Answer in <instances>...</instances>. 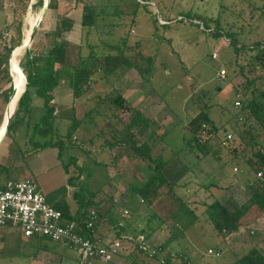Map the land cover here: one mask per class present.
<instances>
[{"label":"rangeland","instance_id":"1","mask_svg":"<svg viewBox=\"0 0 264 264\" xmlns=\"http://www.w3.org/2000/svg\"><path fill=\"white\" fill-rule=\"evenodd\" d=\"M33 1L35 0H30L25 11H21L20 7L16 6L13 12L11 7L16 0H0V54L5 50V45L10 43L11 38L16 37V25L19 19L22 20L23 36L26 29H30L35 22L39 12L32 8ZM136 1L128 0L125 4L130 9V5L133 6ZM148 2L139 5L138 15L135 16L132 24V15L126 11L122 14L118 12V15L106 13V10L110 9L109 1L95 3L105 5L99 21L107 24L99 26V31L91 29L86 32L87 29L81 27L77 17L76 29H72L73 40L77 42L68 44L71 57H75L78 45L81 46V53L84 55L92 50L118 52L117 47L111 46L119 44L118 47H123L120 43L122 37L126 35L127 46L124 52L138 64L142 73L135 66L120 68L106 74L105 80L99 82L100 84L91 82L90 89H97L102 95L105 92L114 94L116 91L125 92L124 89H129L127 93L131 97L133 92L136 94L137 90L141 91L139 96L141 103L137 104L140 106L138 108L158 123L155 135L151 139V142L155 143L156 151L161 147L169 151L170 147L172 149V146L176 148L180 145L183 142L181 134L184 132L182 124L205 104L209 105L210 117L220 126L217 135L223 137L225 133L230 132L232 137L228 142L231 144L235 136L231 115L235 112L240 113L239 107L234 106L235 100L239 99L236 89L240 88L246 77L260 74L263 70L258 65L245 63L249 57V52L246 51L239 55L238 61L245 63L243 72L239 71L238 65L233 62L234 50L226 37L209 34L203 29L202 24L196 23L197 20L192 22L186 17L180 21L178 18L180 12L185 13L190 10L203 18L214 17L219 13L222 23L233 25L239 31L241 40L250 44L256 39H264V15L259 14L258 9L254 8L261 4V0H149ZM65 3H67L66 9L67 6H74L73 0H65ZM118 4L122 5V3ZM74 7L75 14H79L80 5ZM251 12L254 13L253 17L250 16ZM57 13L54 8H45L36 25L35 37L29 43L36 46L35 50L46 48L53 40L51 31L57 21ZM24 47L17 55V61ZM213 51L217 53L215 58L211 57ZM221 67L226 71L224 77H218ZM14 68L11 77L15 78L13 83L17 86L18 67L14 66ZM257 84L260 85V80ZM8 85L9 82L0 79V88ZM59 88L66 90L69 88V95H60L62 91L59 92ZM53 94L57 111V133L54 134V138L63 137L72 116L75 115L81 120L72 139L65 137L61 141V149L57 145L36 148L28 140L25 131L26 121H23L16 124L13 134L4 133L0 141V152L2 149H7L8 158L2 159L4 161L2 163L12 165L10 168L13 169L24 168L27 177L34 179L51 204L55 201L66 202L70 213L74 215L81 210L84 198L94 191L91 197L97 205L89 207V210L98 207L102 212L113 205L114 214L126 219L130 226V230L124 233L126 236H119L122 240L121 248L114 260L126 262L128 261L126 255L129 254L143 259L146 263L154 264L155 261L150 255H145L138 248H134L135 241L132 240L131 234L134 231L137 233L139 228L146 227L149 236L144 241L153 251L156 245L171 236L173 230L176 231L178 228L176 222L171 219H167L163 224L158 223V219L151 217L143 202L133 201L128 205L123 204L127 201L125 199L129 192V183L136 179H144L148 174L146 161L136 157L130 148L125 151L118 146L110 148L106 142L107 139L113 138V134L123 130L121 125L129 119L130 112L116 109L107 100L103 98L100 100L98 96L91 99L90 91L85 93L88 97L84 94L75 97L74 108H70L73 95L68 83L57 87ZM239 95L242 97L241 93ZM33 96L30 119L38 116L43 101L41 96L35 93ZM5 110L6 104L0 98V114L4 116ZM160 135L163 138H160ZM36 139L42 140L43 137L37 135ZM260 139L264 143V135H261ZM204 142L210 146V149H217L224 154L225 150L219 149L211 136ZM233 143L237 144L238 149L243 147V143L236 138ZM244 152L248 155L250 150L245 149ZM18 154L19 161L14 159ZM200 166L204 172L200 171L199 176L215 171L209 176V181L213 184L209 186L210 188L196 182L198 178L194 173L183 177L179 185L174 188L191 207H196L197 212L203 209V200H211L209 193H214L231 206L234 203H241L247 197L244 182L251 174L247 173L244 163L242 165L230 163L220 168L218 160L208 155L206 161L199 162L195 169ZM4 179L5 174L2 172L0 182ZM124 209L127 210L126 213ZM261 216L264 218V213ZM110 226V223L105 222L102 227V235L105 238L115 236L114 228ZM5 230V233H0V264H77L79 262V254L74 247L45 236L24 238L20 234L19 227H9ZM248 232L245 229L236 239L230 237V244L215 232L210 222L197 221L183 234L173 238L171 246L175 251L186 252L197 264H229L235 256L244 253L250 247ZM138 234L141 238L142 235ZM209 247L214 250L219 248L220 253L208 252ZM90 263L103 264L98 260H92Z\"/></svg>","mask_w":264,"mask_h":264},{"label":"trees","instance_id":"2","mask_svg":"<svg viewBox=\"0 0 264 264\" xmlns=\"http://www.w3.org/2000/svg\"><path fill=\"white\" fill-rule=\"evenodd\" d=\"M45 1L46 8H58V0H35L31 3V6L38 12ZM148 1L137 0L133 6L130 5V9L126 10L132 15L131 24L134 22L135 16L138 15L139 5L149 3ZM28 3H30V0H16L11 9L15 12L16 6H19L21 11H25ZM77 5H80L81 8L79 22L82 28L87 29L86 32L91 29L99 31V26L107 24V22L99 21V17L103 15L101 11L105 9V5L95 4L92 0H75L74 6ZM254 8L258 9L259 14L264 15V0H261V4ZM182 12H180L181 15L178 20L183 21L186 17L192 22L197 20L196 23L202 24L203 29L209 34L217 37L223 36L228 39L230 47L234 50L233 62L238 65L239 71L243 72L244 64L248 63L260 66L263 72L249 78L246 77L240 88H238L239 90L236 89V93L242 94V103L239 107L240 113L235 112L231 115L233 119L232 130L235 134L231 144L226 139V133L223 137L217 135L220 126L210 117L209 105L205 104L187 122L182 124L184 132L181 134L183 142L180 145L176 148L172 146V149L170 147L169 151H165V148L162 147L156 151L154 149L155 143L151 142L158 126L156 120L146 116L140 108L127 104L120 91L103 97L114 108L130 112L129 119L121 125L123 130L121 132L115 131L119 132L115 135L112 133L113 138L106 140L107 145L110 148L118 146L123 151L130 148L136 157L146 161L148 169V174L144 179H136V181L129 183V192L125 199L127 201H124L123 204L128 205L133 201L143 202L151 213V217L158 219V223L163 224L167 219H171L176 222L178 228L176 231L173 230L171 236L156 245L153 251L148 248L144 241L149 236L146 227L139 228L137 233L134 231L131 234L132 240L135 241L134 248H138L145 255H150L155 261L154 264H197L186 252L175 251L171 246L173 238L183 234L189 226L197 221L206 220L210 222L215 232L224 239L228 234L238 231L240 227L249 231L250 223L256 221L264 213V143L260 139V136L264 135V39H256L252 43L246 44L241 40L239 31L233 25L222 23L219 13L214 17L203 18L198 16L196 12H191V10L185 13ZM253 15L254 13L251 12L250 16L253 17ZM164 19L170 20V18ZM75 21L76 19L73 16L58 12L55 28L51 31L53 40L49 43L47 49L35 50V45L28 44L24 47L22 56L20 55L18 59V86L23 89V75L26 84L17 98L6 132L13 134L16 124L26 121L25 130L27 131L28 140L36 148L57 145L61 149V141L65 137L71 140L80 125L81 119L73 115L63 137L54 138V134L57 133V111L53 100V90L60 84L62 79L67 80L73 96L80 97L90 90L89 85L91 82H98L106 74L115 72L117 69L135 66L142 73L138 64L124 52L127 46L126 35L122 37L120 43L123 47H118L119 44L111 46L117 47L118 52L92 50L84 55L81 53V46L78 45L75 57L72 58L68 51L70 42L65 38V34L72 30ZM21 26L22 20L19 19L16 25V37L11 38L10 43L5 45V50L0 54V79L9 82L8 86L0 88V98L5 104L8 103L13 90L12 77L9 72V56L14 49L11 57V65L13 66L23 39ZM29 32L30 29L27 28V38ZM246 51L249 52V57L245 63L238 61L239 55ZM57 63L58 65H56ZM258 80H260V85L257 84ZM33 93L41 96L43 103L38 116L30 119ZM15 97L16 94L9 101L8 107L14 103ZM240 114L242 115L241 121L239 119ZM2 119L3 114L1 113L0 125ZM37 135L42 136L43 139H36ZM209 136L214 139L219 149L225 150L224 154H221L217 149H210V146L204 142ZM160 138H163V136L160 135ZM235 138L243 143L242 148L238 149L237 144L233 143ZM224 141L226 142L224 143ZM245 149L250 150L248 155L245 154ZM121 151L120 153H122ZM208 155L218 160L220 168L226 167L230 163L240 165L244 163L247 173L251 175L244 182L247 197L241 203H234L231 206L223 202L214 193H209L211 200H203L204 207L197 212L196 207H191L186 199L175 192V186L179 185V181L190 173H194L195 177L198 178L196 182L202 183L201 185L206 188L213 185L209 181V176L215 171L206 172L204 175L199 176L200 171L204 172L202 166L195 169L199 162L206 161ZM19 158L18 156L14 159L18 160ZM10 167L12 165L9 166L0 162V173L4 172L5 174V179L0 182V186L8 178L16 179L13 177V171L17 168ZM214 170H216V167ZM94 193V191H91V194L84 198V204L76 215L70 213L69 205L66 202L55 201L52 202V205L60 209L64 217L75 220L80 226L78 230L81 233L93 239H98L102 243H108L113 238H119L122 235L126 236L124 233L130 230V226H128L126 219L114 214L113 205L108 206L102 212L99 211L98 207L94 210L88 209L97 205V202L91 197ZM132 212L134 211L132 210ZM87 221H92V227L85 226ZM105 222L110 223V227L114 228L115 236L105 238L102 235V227ZM138 233L142 235V238H139ZM248 233L252 234L251 231ZM211 249L213 250L212 253H220L219 248L216 250ZM126 256L128 258L126 262L114 260L103 262V264H151L146 263L139 257L130 256L129 254ZM77 264H80V262ZM84 264L92 263L85 262ZM229 264H264V250L251 246L244 253L235 256Z\"/></svg>","mask_w":264,"mask_h":264},{"label":"built area","instance_id":"3","mask_svg":"<svg viewBox=\"0 0 264 264\" xmlns=\"http://www.w3.org/2000/svg\"><path fill=\"white\" fill-rule=\"evenodd\" d=\"M216 56L217 53L213 51L211 57ZM225 73V68L221 67L218 77H224ZM239 94L236 93L239 98L234 102L236 107H240L242 103ZM239 119H242V115H239ZM231 137V133L227 132L226 139ZM124 212L127 210L124 209ZM7 225L19 227L24 237L45 236L74 247L79 254L80 264L92 260L112 262L122 243L118 237L102 243L81 233L78 230L79 224L64 217L61 210L47 200L44 192L30 177L8 178L0 186V227ZM85 226L92 227V221H87ZM208 252L212 253L213 250L208 248Z\"/></svg>","mask_w":264,"mask_h":264},{"label":"crops","instance_id":"4","mask_svg":"<svg viewBox=\"0 0 264 264\" xmlns=\"http://www.w3.org/2000/svg\"><path fill=\"white\" fill-rule=\"evenodd\" d=\"M93 1V3H100V1H104V0H92ZM107 1H109V4L110 5H108L109 7H110V9H108V10H106V13H111V14H117L118 15V12L119 13H124V11H126L128 8H127V6H126V4L125 3H127L128 2V0H106V2ZM73 4L72 5H74L75 4V0H73ZM118 3H122V5L120 6ZM66 5H67V3H65V0H59V5H58V8L56 9L57 10V12H60V13H66L67 15H69V16H73L75 19H77V17H79L80 18V16H81V11H80V13L79 14H75V7L73 6V7H69V6H67V8L68 9H66ZM76 8H77V6H76ZM39 12V11H38ZM102 13H104V10L103 11H101ZM44 13V12H43ZM75 23H76V21L74 22V25H73V28H75L76 29V27H75ZM53 28H55V25L53 26ZM72 28V29H73ZM54 30V29H53ZM73 31L74 30H71V31H69L68 33H66L65 34V38L67 39V40H69V42L71 43H73V42H77V40H73ZM75 35V34H74ZM78 43H79V41H78ZM80 44V43H79ZM46 49H47V47H46ZM46 49H44V50H46ZM56 65H58V63L56 64ZM105 80V77H103L102 79H100L98 82H96L97 84H100L101 83V81L103 82ZM12 82H13V80H12ZM100 82V83H99ZM68 82H67V80L66 79H62L61 80V82H60V84L59 85H57L55 88H54V90L57 88V87H61V86H63V85H65V84H67ZM69 85V84H68ZM17 86H18V84H17ZM19 87V86H18ZM70 87V86H69ZM60 90H59V92L60 91H62L61 93H60V95L62 94V96H64V95H69V88H67V90L66 89H64V88H59ZM70 89H71V87H70ZM53 90V91H54ZM91 92V99H95V98H97V96L99 97V99L100 100H102V98L105 96V95H107V93L105 92V94H101V92L100 91H97V89H95L94 90V88H91L90 90H88L87 92ZM124 91L125 92H122V91H120L121 92V94L124 96V98H125V100L126 101H128L127 102V104H132V105H135L136 107H140L139 105H140V103H141V98L139 97L140 96V93H141V91L139 92V90H137V92H136V94L133 92L131 95H132V97H134V98H132L127 92L128 91H130L129 89H124ZM135 91V90H134ZM71 92H72V90H71ZM109 94V93H108ZM34 95V93L32 94V99H31V109H32V100H33V96ZM73 95V94H72ZM85 96H87L88 94H84ZM136 95V96H135ZM88 97V96H87ZM104 99V98H103ZM54 100V99H53ZM75 97L73 96L72 97V99H71V105L69 106L70 108H74V103H75ZM42 103H43V101H42ZM42 103L40 104V108H41V106H42ZM137 104H139V105H137ZM6 106H7V104H6ZM8 109V108H7ZM6 111V110H5ZM26 131V130H25ZM8 150L7 149H2L1 150V152H0V162H4L3 160L5 159V158H8L7 157V155H8V152H7ZM2 156H4V157H2ZM18 156L20 157V155L18 154ZM15 158H18L17 156H15ZM3 159V160H2ZM2 160V161H1ZM16 160V159H15ZM18 161H19V159H18ZM14 163V162H13ZM17 164V163H16ZM28 175L26 174V171H25V169L24 168H17V169H15L14 171H13V177H15V178H19V177H27ZM3 181V180H2ZM262 220H264V218L260 215L258 218H257V220L256 221H254V222H252V223H250V225H249V231H251V230H253L251 233L252 234H250V241H251V245H250V247L251 246H256L257 248H260V249H262V250H264V221H262ZM9 227H15V226H10V225H7V226H3V227H0V233H5V229L7 228V229H9ZM251 229V230H250ZM244 228H239V230L238 231H236V232H233V233H230V234H228L224 239L227 241V242H231V240L229 239L230 237H231V239L233 238V237H235V239H236V237L240 234V233H242V232H244ZM9 231V230H8ZM7 234H8V232H6ZM20 234H21V232H20ZM244 234V233H243ZM21 236H22V234H21ZM22 237H24V236H22ZM25 238V237H24ZM10 241H12L11 239H10ZM231 244V243H230ZM249 247V248H250Z\"/></svg>","mask_w":264,"mask_h":264},{"label":"water","instance_id":"5","mask_svg":"<svg viewBox=\"0 0 264 264\" xmlns=\"http://www.w3.org/2000/svg\"><path fill=\"white\" fill-rule=\"evenodd\" d=\"M46 6H47V5H46V1H45V2L43 3L42 8L39 10V13H38V16H37L36 19H35V22H34V23L31 25V27H30V32H29L28 39H27L26 41L22 39V41H21V43H20V45H22V47L28 45V44L31 42V40L33 39L34 32H35V29H36V25H37V23H38V21H39L41 15H42L43 12L45 11ZM13 53H14V49L12 50V52L10 53V56H9V65H10V74H11V76H12V65H11V61H10V60H11V57H12ZM25 84H26V79H25V76H24V87H25ZM24 87H23V89H24ZM22 91H23V90H22ZM16 92H17V87H16V84L13 83V90H12V93H11V95H10V97H9V101L15 96ZM9 101H8V103H7V106H6V110H7V107H8ZM11 114H12V112H9V113H8V116H5L6 121H5L4 129L1 130V128H0V141L2 140V138H3V136H4V133H5L6 130H7V125H8V121H9V118H10Z\"/></svg>","mask_w":264,"mask_h":264},{"label":"bare ground","instance_id":"6","mask_svg":"<svg viewBox=\"0 0 264 264\" xmlns=\"http://www.w3.org/2000/svg\"><path fill=\"white\" fill-rule=\"evenodd\" d=\"M28 16V15H27ZM26 25V24H25ZM28 38L26 37V32H25V34H24V36H23V40H27ZM20 50L23 48L22 47V45H20ZM19 53H20V51H19ZM18 53V54H19ZM22 56V55H21ZM11 61V60H10ZM17 65H18V61H17V58H16V60H15V63H14V65L12 66V70H14L15 68H14V66L15 67H17ZM17 76L19 77V74H17ZM12 79H13V82L15 81V78L14 77H12ZM17 80H18V78H16ZM23 79H24V75H23ZM19 82V81H18ZM17 87V92H16V97H15V101H14V103L10 106V107H8V109L5 111V113H4V116H3V119H2V123H1V126H0V128H1V130H3L4 129V125H5V121H6V118H5V116H8V113L9 112H13V110H14V107H15V104H16V101H17V98H18V96H19V94L22 92V90L23 89H21V88H19L18 86H16ZM24 87V86H23ZM11 101V100H10Z\"/></svg>","mask_w":264,"mask_h":264}]
</instances>
